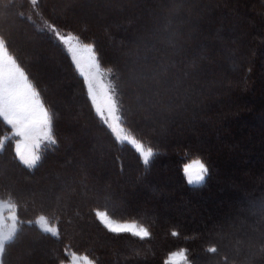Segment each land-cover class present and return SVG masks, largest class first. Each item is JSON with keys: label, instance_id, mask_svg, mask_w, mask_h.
Returning <instances> with one entry per match:
<instances>
[{"label": "trees", "instance_id": "trees-1", "mask_svg": "<svg viewBox=\"0 0 264 264\" xmlns=\"http://www.w3.org/2000/svg\"><path fill=\"white\" fill-rule=\"evenodd\" d=\"M40 1L0 0V37L5 40L10 54L16 58L19 65L28 75L29 80L40 93L42 101L53 117V130L57 141L55 145L44 147L42 160L33 170L24 167L16 159L13 149L14 143L11 139L8 140L5 149L0 152V199L14 205L19 224L15 235L5 243L2 254L3 264H16L18 258L17 250L30 246L29 240L32 238H37V241L34 239L37 242L35 243L34 241L35 249L41 250L45 254V260H42L44 264L67 262L72 253L86 255L94 264H165L169 253L178 249L187 250L188 264H264V172L260 174V170L258 175L252 168L245 170L244 176H246V179L238 176L233 179L234 182L230 183L231 189L227 187L226 190L223 187L222 172L229 167L235 169L233 152L236 151L232 152L228 148H235L238 144L236 140L230 138L231 136L228 137L231 132L228 128H222L224 126L223 122L221 120L213 122L211 129L215 126L220 129L218 133L216 132V136L214 134L212 136V132L208 130L207 126L213 117L207 115L206 112H202L201 117H204V120L200 119V115L193 114L192 120L188 121V126L184 125V123L180 124L183 129L180 128L181 136L176 138V140H169L168 134L165 133L168 137L165 140L169 141V146L175 144L174 146L169 148L166 144L161 146L147 140L150 146L155 149V153L150 163L144 165L139 154L134 151L132 146L127 143L119 144L113 139L111 131L94 112L88 98L85 83L71 64L70 55L67 54L66 49L55 38L54 34L48 31L45 26H42V23L37 20V15L33 12L34 9H38V5L41 6L40 18H45L44 20H47L59 30L71 32L82 40L92 42L95 45V50L101 63L114 68L116 73L120 75L119 71L122 69L119 67L121 64L119 59L123 50L131 53L130 55L140 56V49H142L143 54H148V50L145 47L148 44L145 42L146 45H144L140 42L138 39L140 36L135 41L129 37V28L133 24L134 12L142 14V18L151 10L153 14H156L158 13L161 0H158L160 2L157 0H134V2L139 3V6L133 5V0H87L86 3L84 2L85 7L97 5L96 8H92L96 13H103L102 19L105 21H100L99 23L102 24V27L103 25L106 27L104 33L111 35L110 42L118 44L116 45L118 58H116L115 62H118L119 66L113 63L112 60H115L114 58L111 60L102 51V46H100V44L102 45L101 36L97 30L92 28V26H88L89 24L86 26L87 23L83 20L76 22L84 24L82 26H85V29L66 20L61 21L55 19V17L51 18L44 11L55 8L57 2L48 0L45 1L43 6L40 5ZM101 1L102 3H108L107 5L104 4L103 9L98 6L102 4ZM1 3L5 5L1 6ZM173 4L176 5L178 3ZM146 7L147 9H145ZM219 7H224L222 9L223 12L220 16H218L219 13H216L218 16L217 20H215L214 16L212 19L218 25L215 23L210 25L209 20L203 21L204 8L199 9L198 7L199 10L196 11L194 9L192 11L193 14L197 15L195 17L197 22L200 18L202 20L198 32L207 34L205 38L200 34L202 38H199V43L203 50L200 49L199 44L190 49V43L185 42V46L182 45L181 48H177L181 56L178 55L179 58H174L175 70H169V65H167L169 76L171 73L185 75L189 72V74H193L190 78H194L195 83L204 84V87L202 86L203 90L196 85V87L188 86L182 92L184 99L192 100L194 92L199 95L201 91L202 94L203 92L209 94L211 88H217L216 86L211 87L208 79L211 76L220 77L218 68L222 65L223 59H225V50L231 60L230 67L232 69L239 71V73L243 71L250 72L252 71L251 67L246 66L253 61L258 69L255 81L258 78L264 80V0H258L257 4L256 2L252 3L251 8L255 11L250 12L252 13L251 15L249 12H244L245 15L248 14L247 16L253 17L254 27L247 24L241 26L238 19L233 18L234 16L229 11H226L228 9L226 6L220 4ZM142 9H145V12ZM175 14L176 10L174 11ZM210 14H214V10ZM188 15V11L183 14L184 17ZM119 17L122 19L120 20ZM108 19L112 22L113 27L107 23L108 21L106 20ZM171 19L167 24L165 20L159 22L158 24L161 25H158V29L159 26L160 28L164 26V33L170 34L169 39L173 43L176 42V39L180 41V38H176L177 32L176 28L174 29L175 26L179 29L180 24H176L174 27L171 26ZM142 20L141 18H136V21H133L134 29L136 28L134 31L141 26L142 34H145L146 24ZM16 26L18 30L23 29L24 35L32 39L30 41L32 44H29V46L36 48L35 52L28 50V48L27 50L25 49L24 53L29 58L26 61L19 52L23 48L18 45V50L12 43V39H15V42L16 38L18 39L21 34ZM152 29L154 28L152 27ZM180 31H178V34ZM214 32L218 34L219 38L215 49L221 55L220 58L209 55L210 51L214 52L213 44L210 42ZM253 33L257 35L258 42L255 44L254 54L251 58V56H248L247 49L252 46L246 39ZM208 36L209 38H207ZM231 36L235 41L240 38L243 42L241 43L249 45L250 48L242 47V45L234 47L221 39L227 40ZM102 38L105 39V36H102ZM156 41L153 39L151 44L158 45L157 51L161 54L160 56H165L170 51L166 47L167 43L162 42L159 45ZM124 42L127 44L134 42L138 49L133 53L130 48L128 49L130 44L128 46ZM219 42L221 43L219 44ZM103 43L106 46L105 42ZM196 47H199V49ZM48 50L52 51L51 55L54 58V63L53 61L51 63L48 62L53 67L50 68V73L55 72L53 79L61 82L63 100L56 98L53 93L54 89H49V85H44L39 81L38 76L34 74L29 65V61L33 60V57L36 59L37 57L47 58ZM182 51H185L186 58H188L190 53L192 55L193 52L204 55L203 59L208 56L213 57V64L205 66L203 69L204 64L201 65V55H198L200 61L197 63L199 65L188 61L187 63H190L189 65L192 68L190 67L191 69H187L188 71L184 73L183 67L181 68L180 66L184 59ZM149 55H152V52ZM127 58L123 55L121 56V61L125 62ZM215 58L216 60L214 61ZM161 64L164 68L166 67L164 63ZM214 65H218V68L211 70ZM124 66L128 67V64ZM130 67L134 69V65ZM199 68L204 70L205 73L207 72V75L210 72L209 75L211 76H204L203 80H201L198 74L203 73V71H198ZM195 70L197 72L193 73ZM213 71H218V74H213ZM226 72L227 70L223 74ZM168 74L166 73V75ZM118 81H120L121 101L124 108L122 112L124 124L126 127L136 131L132 127L128 116L126 108L128 104L123 98L125 91L122 88L121 78H118ZM178 84L177 82L175 83L177 85L176 91L171 90V98L182 90ZM255 88L256 84H253L252 89ZM253 95H255L253 99H256L257 95L260 98V108L253 109L255 111L252 115L256 113L255 117L252 118L251 115V117H246L244 122H240L238 129L241 132L247 130V128L244 129L247 123H252L256 129L262 128L263 130L264 127V90L259 93L253 92ZM212 101L211 104L210 100H198L197 102L194 100V107L196 106L199 111L201 109L211 110L215 108L214 104L218 105L220 103V99L217 96L213 97ZM65 105L68 106L69 111L67 112L72 117V119H69L68 116V123L73 125L75 122L80 123L82 121L83 124L87 125L82 132L86 135L91 134L96 139V143L100 139L101 145L94 144L93 147H88V143H83L87 140L85 139L86 135L78 133V138L74 142H68V148H63L65 150L61 148V135L66 134V123L62 119L61 114V110L63 111ZM203 105L206 106L205 109L202 107ZM193 111L195 112L196 108H193ZM152 113L154 112L152 111ZM181 116L183 115L178 111L175 117L170 118V120L171 122L178 120L180 123L182 122V120L179 121ZM185 118L187 119V117ZM221 119L224 120V117ZM229 120L232 122V119ZM201 123L205 124L206 131H200ZM258 124L260 125L257 126ZM93 125L95 128L98 127V132L92 129ZM191 128L194 129V132L197 131L193 133L196 134L197 139L202 144H208L207 149L193 145L192 138L186 137L184 139L185 137L182 136V133L189 132V136L193 135L190 133L193 131ZM168 129L172 135L174 128L171 129L170 126ZM176 129L178 130L179 128ZM9 132L8 126L0 121V137L10 136ZM250 139H252L251 135ZM185 140H187V143H185ZM220 141H223L224 147L229 146L226 151L231 153V155L229 154L230 156L226 157V162L225 160L223 162L218 156L220 151L217 150V147L219 148ZM178 143L179 145H176ZM245 143L249 144V141L247 140ZM74 148L77 151L73 152L75 156L72 162L71 159L73 157L70 151ZM223 148L220 147L222 150ZM260 149L263 151V155L257 154L253 156L252 154L248 158H244L248 160L246 163H250V167L252 166L251 163L259 165L260 159L264 158V140L261 141ZM165 150L168 153L167 156H163ZM193 160L202 161L208 168V175L202 185H189L186 182L183 169L185 164ZM63 162V170L60 172L58 163ZM45 171L47 172L46 174H44ZM56 172L59 173L55 176L53 173ZM255 175H257L255 178L256 182L253 186L248 187L247 182L244 184L243 181H248L249 183V180ZM106 177L108 180H105ZM102 179L106 182L102 183ZM229 190H232L231 194ZM98 210H104L115 220L135 221L145 226L150 236L141 239L128 233L120 235L110 233L97 219L96 211ZM40 215L47 217L50 223H54L59 228L60 234L54 235L50 231H44L38 227L36 219ZM173 232L178 233V235L173 236ZM106 242L109 244H106ZM210 247H215L217 251L214 253L209 252L208 249ZM229 254L232 256L230 257Z\"/></svg>", "mask_w": 264, "mask_h": 264}, {"label": "rangeland", "instance_id": "rangeland-1", "mask_svg": "<svg viewBox=\"0 0 264 264\" xmlns=\"http://www.w3.org/2000/svg\"><path fill=\"white\" fill-rule=\"evenodd\" d=\"M45 1H48V0H41L39 2V3H41L40 5L44 6ZM53 1L57 2L55 5V8H53V9L50 8L48 11H44V13L51 16V18L55 17V19H57V20H61V21L66 20L71 24L75 23V25L80 26L81 28L85 27V26H82L84 24H78L76 21L83 20L85 23H87L86 26L88 24H89L88 26H92V28L97 30V32H99V34L101 36L100 41L102 42V45L100 44V46H102V51L105 52L106 57L107 56L110 57L111 60H112V58H114L115 60H112L113 63L118 64V62H115L116 58H118V56H117L118 50L116 48V45H118V44H116V42H114L112 44L110 42V38H112L111 35L104 33L106 27H104V25L102 27V24L99 23L100 21H105L104 19H102L103 13H101V14L96 13V11L92 8V7L96 8L97 5L85 7L84 2L86 3L87 0H52L51 2H53ZM244 1H246V0H224V1H222V0H161V2L158 1V2H160L159 8H158V13L153 14L152 10H151L150 11L151 13L150 12L147 14L145 13L146 16L143 15L144 18H142V14H140L139 12H134V15H133L134 18L132 17L134 19V20H132L133 24L129 28L130 29L129 37H131V39L133 41H135V39H137V37L140 36L138 38L140 40V42H142L144 45H146V43L148 44V46H145L148 50V54H143L142 49H140V56H137L135 54L130 55L131 53L124 52V50H123L122 54L119 52L120 53L119 61L121 62V64H120V66L118 64V66L121 67V69H122L119 71L120 75H118L116 73L114 68H112L108 65L102 64L100 59L98 58V61L100 63L101 72L103 75L104 83L107 84L112 90L113 98L116 100V103H117L118 115L121 117V124L123 125V127L125 129V133H130L131 135H133L137 139L138 142H141L143 144L145 149L150 147L153 149V153H155V149L152 146H150V144L148 143L147 140L154 142L155 144H160L161 146H163V144L164 145L166 144V146L169 148L174 146L175 144H172V146H169L170 145L169 141L165 140V139H167L169 137L168 138L169 140L174 141V140H176V138L180 137L181 136L180 128H182V126L180 124L184 123V125L188 126V121L192 120L193 114L200 115L199 116L200 119H204V120H205V118L201 117L202 112H206L207 115H210L213 117L208 122L209 125L207 126L208 130H210V132H212V136H214V135L216 136V132L218 133V130L220 129V128L219 129L216 128V126L213 127V129H211V125H213V122H215L216 120H218V121L221 120L223 122L224 126L222 128H224V129L228 128V130L231 132V134H228V137L231 136L230 138H232V140H236L238 142L236 147L232 148V149L229 146H228L229 148L224 147L225 144H223V141L222 142L220 141L221 144H220L219 148L217 147V150L220 151L218 156L220 157V159H222L223 162H224V160H225V162L227 161L226 157L229 154L231 155V153L226 151V148L230 149L232 152L236 151V152H233V155L235 158V160H234L235 169L229 167L227 170L225 169V171L222 172L221 180L223 183V187H225L226 190H227V187H228V189H231L230 183L234 182V180H233L234 178L236 179L238 176H240V178L242 177V179H246V176H244L245 170L252 168V170H254L255 173H257V174H258V171H260V170H261L260 174L264 172V158L263 157L260 159L259 165L257 163L256 164L251 163V165H252L251 167L249 166L250 163H246V161H248V160L244 159L246 157L248 158L252 154H253V156L257 155V154H262L263 151H261L260 148H261V141L264 140V127H263V130H262V128L256 129V128H254L252 123H247L246 127H244V129L247 128V130H244L243 132H241V130L238 129L240 126V122H242V121L244 122L246 120V117H251L252 113L255 111L253 109H258V107L260 108V102H261L260 98H258V95H257L256 99H253L255 96V95H253V92L259 93V92H261V90L262 91L264 90V80H262V78L261 79L258 78L257 81H255L256 80L255 78H257L256 77V71L258 69H257L256 65L253 63V61L248 63V65L246 66V67H251L252 71H250V72L243 71V72L239 73V71L232 69L230 67L231 60L227 56L228 52L225 50V53H224L225 59H223V61L221 62L222 65L220 66V68L217 67L218 65H214L211 67V70H214L215 68H218V70H220L219 76L221 78L218 76L212 77L211 75H209L210 72L208 74L209 76H211L208 79L210 82L209 85L211 84V87L216 86L217 88H215V89L211 88L209 94H205L204 92L202 94V91H201V94L199 95L197 92H194V94L191 98L192 100H187V99H184L183 94H182V92L185 91L184 89H186L188 86H194V87L198 86L199 89H202V86L204 87V84L202 83V85H200V84L195 83V79L190 78V76H193V74H189V72L187 73L188 75L187 74H185V75L181 74L180 75L179 73H177V74L171 73L170 74L171 77H170L168 74L169 71L167 69L168 68L167 65H169V70H171V69L175 70V65L173 63V61L175 60L174 58H176V57L179 58L178 55L181 56V53L178 52L177 48H181L182 45L185 46L186 43H190V46H189L190 49L193 48L196 44H199L198 46L200 47L201 50H203L200 43H199L200 42L199 38H202V36H200L201 33L198 32L199 25H200V23H202L201 22L202 20L200 18L197 22V20L195 19V17L197 15L192 13V11L194 9H196V11H197L201 8H204V13H203L204 15L202 14L203 15L202 16L203 21L205 20V22H206V20H209L210 21L209 24L212 25L214 23L217 24V22L212 21V19L214 16L215 20H217L218 16L221 15V13L223 12L222 9L224 7H219V6H220V4H223L224 6H226L228 8L226 11H229L231 13V15L234 16L233 18H237L239 23L241 24V26H243V24L244 25L247 24L248 26L254 27V24L252 21L253 17H249V16H247L248 14L247 15L244 14V12H249V14L251 15L252 13H250V12H253L254 9L251 8L252 4L250 6L249 5L247 6L246 5L247 3ZM256 1L258 2V0H255L254 2H256ZM35 2H36V0H35ZM101 3H102V1H101ZM132 3H133V5L135 4L136 6H139V3L134 2V0ZM173 3H178V4L175 5ZM230 3H232V4H230ZM104 4L107 5L108 3L104 2L101 5H98L99 8L103 9L105 6ZM4 5H5L4 3H1V6H4ZM34 6H36V5H34ZM238 6H239V8H238ZM130 7L132 8L131 5H130ZM163 7H167V8H163ZM198 7H199V9H198ZM136 8H138V7H136ZM159 9H161V10H159ZM142 10L145 12V9H142ZM175 10H176V14L174 15ZM212 10H214V14H210ZM40 11H41V6H39V5H38V9L36 8V10L35 9L33 10V12L37 15V20H39L42 23V26H45L48 31H50L52 34H54L55 38H56L55 32H59L61 35H70L71 34V35L76 36L75 34H73L71 32L62 31L56 27H55V32H54L53 27H52L53 25H51L47 20H44L45 18H40V15H41ZM186 11L189 12V15L184 17L183 14L186 13ZM198 12H197V14H198ZM216 13L217 14L219 13L218 16L216 15ZM158 14H160V15H158ZM172 14H173V16H172ZM177 14L179 15L180 18L178 17ZM199 15H200V12H199ZM132 18H130V19H132ZM136 18H138V19L141 18V19H143L142 21L145 22V24H146L145 25L146 29L144 30L145 34H142L143 30H142L140 25L139 26L141 29L138 28L136 31H134L136 28L134 29L133 25H134V22L136 21ZM170 18H172L171 19V26L174 27L176 24H180L179 29H177L176 26L174 27V29L176 28V32H177L176 38H180L181 42L176 39V42H173L174 44L171 43V41L169 39L170 34L164 33V29H165L164 26H163V28H160V26H159V29H158V25H161V24H158L159 22H163L165 20V23L167 24V22L170 21ZM121 19L122 18H120V20ZM193 19H195V20H193ZM183 20H186V21L182 23L181 21H183ZM187 20H189V22H187ZM106 21H108L107 23L111 27H113V24L110 21V19H108ZM168 24H170V23H168ZM185 25H186V27H185ZM152 27L154 29H152ZM17 30H18V27H17ZM18 31H20L21 34L18 37V39L16 38L15 42H14L15 39H12V43H13V46L17 49H18V45H20L23 48V49H21V51L19 49L18 50H19L22 58L26 61L29 58H28V55H26L24 53L25 49L27 50V48H28V50L35 52L36 48L34 49V47L29 46V44H32L30 42V41H32V39H30L29 36L24 35L23 29H21V30L19 29ZM170 31L172 33H174L172 30H170ZM178 31H180L179 34H178ZM142 35H144V37H142ZM201 35H203L204 38H205V36H207V34H205V33H202ZM212 35H213V36H211L212 40L210 42L213 44L212 47H214V52L210 51L209 55H212L213 57L216 56V58H220L221 55L218 54V51L215 49L216 45H217V41L219 39L218 34L216 32H214ZM102 36H105V39H103ZM76 37H78V36H76ZM207 38H209V36ZM79 39L82 43L93 44L90 41L82 40L80 37H79ZM153 39L155 41L158 40V41H156V43L159 45L162 44V42L167 43L166 47L170 50L169 51L170 53L167 52L165 55L166 57L160 56L161 54H159V52L157 51L158 45L156 46L155 44H151L153 42ZM221 39L224 41H227L228 44H230L231 46H234V47L242 45V47H249L250 48V46H252L250 48L251 50L247 49L248 53H249L248 56L249 57L251 56V58L253 57V54H254L253 51H254L255 44H256V42H258L257 35L254 33L250 34L249 37L246 39L247 42H250V46L245 44V43L242 44L243 42L241 41L240 38H238L239 40H236V41L233 40L232 36L229 37L227 40H225L223 38H221ZM102 40H104V41H102ZM103 42H105L106 46H104ZM178 42H180L182 44H180ZM236 42H238V43H236ZM130 43L127 44L124 42V44H127L128 46ZM220 43L221 42H219V44ZM94 47H95V45H94ZM199 47H196V48L199 49ZM212 47H211V49H212ZM129 48L131 49V52L134 53L136 51V49H138V46L135 45L133 42L132 44H130V47H128V49ZM8 52H9V50H8ZM151 52H152V55H149ZM47 53H48V56H47L48 59L46 57H43V58L37 57V59L33 57L32 59L34 60V62L32 63L33 60L29 61V65L32 68V71L34 72V74L36 76H38L39 81L44 85H49L50 86L49 89L50 88L54 89L53 93L56 96V98L62 99L61 94L63 91L60 87L61 82L53 79L55 72L50 73V70H51L50 68H53V67L48 62L51 63L53 61V63H54V60H53L54 58L51 55L52 51L48 50ZM182 53H183L182 56L184 55L183 56L184 59H183L182 64H180V66H181V68L183 67L184 73L192 68L191 65H189L190 63H187L188 61H191L193 64V63H197L200 61V58L198 55H201V58L204 57V55H202V54H195V52H193L192 55L190 53V55H188V58H186L185 54H184L185 51H182ZM9 54H10V52H9ZM123 55L128 57L125 62L121 61V56H123ZM254 56H256V55H254ZM97 57H98V54H97ZM213 57L208 56L204 59L202 58L201 65L204 64L203 69L205 66H211L213 64V62H212ZM13 58L16 60V58L14 56H13ZM216 58L214 59V61L216 60ZM122 59H123V57H122ZM70 61H71V58H70ZM161 63H164L166 65V67L164 68V66H162ZM71 64L74 66L72 61H71ZM125 64H128V67L127 66L125 67L124 66ZM197 64L199 65V63H197ZM131 65H134V69L130 67ZM187 66H189V67H187ZM74 68H75V66H74ZM201 70H202L201 68L198 69V71H200V72H201ZM226 70H227V72L225 74H223V72ZM75 71L79 74V72H78V70H76V68H75ZM202 71H203V73L198 74V76H200L201 80H203L204 76H208L206 74L207 72L205 73L204 70H202ZM195 72H197V70H195L193 73H195ZM166 73L168 75H166ZM213 74H218V71L217 72L213 71ZM226 74H227V76H226ZM118 78H121L122 88L125 91L123 98L126 101V104H128V106H126L128 116L130 118V122L132 124V127H134L136 129V131H133L129 127H126L124 124L123 116H122V112H123L124 108H123L122 101H121L122 95L120 93L121 92L120 83H119L120 81H118ZM205 81H207V80L205 79ZM176 82H177V84H178V82H180V84H178V85L181 87L182 90L178 91L177 95H175V96L173 95V98H171L170 92H171V90H175V88L177 87V85H175ZM253 84L254 85L256 84L255 89H252ZM216 89H218V90H216ZM86 91H87V88H86ZM87 94H88V92H87ZM215 96H217V98L220 99V103L218 105L214 104L215 108H217V109H215V108H212L211 110L201 109L199 111L196 106L194 107V105H195L194 100L196 102L198 100H201V101L202 100H205V101L210 100V102L212 104V102H213L212 98ZM88 98H89V96H88ZM182 102H183V104H182ZM257 103H258V105H257ZM90 104H91V106L95 112V109L92 105L91 100H90ZM202 107L205 109L206 106L203 105ZM193 108H196L195 112L193 111ZM67 111H69L68 106L65 105L63 111L61 110L62 119L66 123V125H65V127H66L65 133L66 134L61 135V138H62V142H61L62 147L61 148L62 149L68 148V142H71V141L74 142L75 139L78 138L77 137L78 133L79 134L82 133V134H84V136L86 135L82 131L84 130L83 128L87 127V125L83 124L82 121H80V123L75 122V123H73V125L69 124L68 123V116H69V119L70 118L72 119V117L70 116V114ZM88 111H89V107H88ZM152 111L154 113H152ZM178 111L180 112V114L183 115L179 118V121L182 120V122L179 123L178 120H175V122L174 121L171 122L170 118L175 117V115ZM90 115H92V114H90ZM207 115H205V116H207ZM255 115H256V113H254L252 115V118L255 117ZM221 116L224 117V120L221 119L222 118ZM153 117H154V119H153ZM185 117H187V119ZM98 118L103 122V119L101 117L98 116ZM229 119H232V122ZM228 124H230V126H228ZM94 125L92 126V129L94 131L98 132V129H97L98 127L95 128ZM169 125L171 126V129L174 128L172 135L169 133V129H168L170 127ZM259 125L260 124H258L257 126H259ZM106 127H107V125H106ZM176 128H179V129L177 130ZM191 129L193 131H191L190 133L193 135L189 136V134H188L189 132H185L186 134L182 133L183 134L182 136L185 137L184 139H186V137L192 138L193 139L192 140L193 145H195L196 147H204L205 149H207L208 144H206V145L202 144V142L197 139L196 134H194L197 131L194 132V129L193 128H191ZM206 130L207 129L205 127V124L204 125L202 124V126H200V131L203 132ZM97 132H95V133L99 134ZM165 133L168 134V137ZM112 135H113L114 140H116L119 144H123L116 139L115 134L112 133ZM250 135L252 136V139H250ZM85 139H87V140H85L83 143H88L87 144L88 147H93L94 144H97L98 146L102 144L100 139H99V142L96 143V139H94V137H92L91 134L86 135ZM107 139H110V138H107ZM182 139H183V137H182ZM212 140H213V137H212ZM247 140L249 141V144L245 143V142H247ZM167 141H168V143H167ZM239 141H241V142H239ZM185 143H187V140H185ZM104 144H105V142H104ZM127 144H129V143H127ZM176 145H179V143ZM130 146H132V145H130ZM220 147H222V148L224 147L223 150L220 149ZM132 148L138 154V152L134 148V146H132ZM63 150H65V149H63ZM76 151H77L76 148H74L70 151V153H72V157H73L71 159L72 162H73L74 156H75L73 152H76ZM166 152H167L166 150L163 152L164 153L163 156H167L168 153H166ZM205 152H206V150H205ZM68 160H69V158H68ZM157 161H156V163H157ZM193 161H195V160H193ZM193 161H190L185 165L191 164ZM110 162L112 164L111 160H110ZM63 164H64V162L58 163L60 172L63 170ZM46 173L47 172L45 171L44 174H46ZM58 173L59 172H56L53 174L56 176V174H58ZM169 173H171V172H169ZM256 176L257 175L253 176V178L249 180V183H253V184H249L248 181H243L244 184H245V182H247L246 184L248 187L253 186L256 182V179H255ZM105 180H108V178L106 177ZM105 180L102 179V183L103 182L105 183L106 182ZM243 182H242V184H243ZM229 191L231 194L232 190H229ZM0 203H3V205L5 206L4 222L2 224H0V232H2L5 235H7L8 233H12L8 239L3 241V244L5 245V243L15 235L19 224H18V217H17L16 221L9 219L10 215H16L17 216L15 207H13L11 209V212H9L7 210L8 206L13 205V204L8 202V201L1 200V199H0ZM98 211H104V210H98ZM40 217H44L45 219L40 220ZM109 217L112 218L111 216H109ZM112 219L115 220L114 218H112ZM116 221H121V220H116ZM36 222H37L38 227H40L44 231H46L50 225L53 227H57L54 223H50L48 221L47 217H45L43 215H40L36 219ZM137 224H139V223H137ZM139 225H141V224H139ZM239 236L241 237V235H239ZM34 239H36V241H37V238H32L31 240H29L30 246H28L24 249L17 250L18 251V258L16 260V264H44L42 262V260H45V254L43 251L35 249L36 246H34V241H35ZM36 241H35V243H37ZM107 243L108 242H106V244ZM179 250H181V249H178L175 251H179ZM74 254L78 258L79 264H83V257L86 255H79L76 253H72L71 257L68 259V261L63 262L61 264H73L72 257ZM229 256L231 257L232 255L229 254ZM89 260L92 262V264H94V262L90 258H89ZM0 264H1V253H0ZM186 264H188V261L186 262Z\"/></svg>", "mask_w": 264, "mask_h": 264}, {"label": "snow or ice", "instance_id": "snow-or-ice-1", "mask_svg": "<svg viewBox=\"0 0 264 264\" xmlns=\"http://www.w3.org/2000/svg\"><path fill=\"white\" fill-rule=\"evenodd\" d=\"M35 2V0H33ZM53 31L55 32V27ZM57 40L66 48L76 70L83 78L87 88L89 99L104 124L115 134L121 143H129L137 150L144 165L150 163L153 157V149H145L141 142L130 133H125L118 115L117 103L113 98L111 88L104 83L103 75L98 61L95 47L91 43H82L79 37L74 35H61L55 32ZM0 121L10 129V136L0 137V152H2L9 139L13 144L16 159L29 170L35 169L42 160L45 146L55 145L56 138L53 130V117L45 107L40 93L29 80L24 69L9 54L5 40L0 37ZM186 182L189 185H202L208 175L207 166L200 160L185 165L183 169ZM13 205L8 206L11 212ZM5 206L0 203V224L4 222ZM96 217L103 227L110 233L120 235L131 234L141 239L149 237L150 233L143 225L135 221H116L109 217L105 211H96ZM10 220L16 221V215H10ZM40 217V220H44ZM48 231L60 234L58 227L49 226ZM7 235L0 232V253L3 251V241ZM173 236L178 233L173 232ZM209 252H216L215 247H210ZM187 250L181 249L169 253L165 264H186ZM73 264H79L75 254L72 257ZM83 264H92L87 256L83 257Z\"/></svg>", "mask_w": 264, "mask_h": 264}, {"label": "bare ground", "instance_id": "bare-ground-1", "mask_svg": "<svg viewBox=\"0 0 264 264\" xmlns=\"http://www.w3.org/2000/svg\"><path fill=\"white\" fill-rule=\"evenodd\" d=\"M253 1H255V0H246V1H244V2L247 3V4H246L247 6H248V5L250 6L252 3H254ZM153 3H154V2H153ZM233 3H234V2H233ZM235 3H236V2H235ZM256 3H257V1H256ZM230 4H232V3H230ZM236 4H237V3H236ZM160 6H161V5H160ZM146 8H147V7H146ZM146 8H145V9H146ZM163 8H165V7H163ZM154 9H155V8H154ZM159 10H161V9H159ZM156 12H157V11H156ZM160 14H161V13H160ZM160 14H158V15H160ZM162 15H163V14H162Z\"/></svg>", "mask_w": 264, "mask_h": 264}, {"label": "crops", "instance_id": "crops-1", "mask_svg": "<svg viewBox=\"0 0 264 264\" xmlns=\"http://www.w3.org/2000/svg\"><path fill=\"white\" fill-rule=\"evenodd\" d=\"M4 244H3V250H4ZM2 254H3V251H2V253H1V264H3V262H2Z\"/></svg>", "mask_w": 264, "mask_h": 264}]
</instances>
